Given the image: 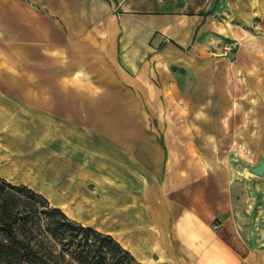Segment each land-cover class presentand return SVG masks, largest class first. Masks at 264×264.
Returning <instances> with one entry per match:
<instances>
[{"label":"crops","instance_id":"0c3cea01","mask_svg":"<svg viewBox=\"0 0 264 264\" xmlns=\"http://www.w3.org/2000/svg\"><path fill=\"white\" fill-rule=\"evenodd\" d=\"M219 1L0 0V41L17 48L14 62L0 55V78L13 81L26 109L64 110L71 138L69 128L89 127L85 112L99 113V128L111 121L98 130V173L113 176L131 207L123 224L141 262L144 246L194 264H262L264 182L220 164L218 103L197 104V96L224 94L197 90L196 74L189 87L170 72L153 74L170 55L197 63V38L218 28ZM75 78L96 87L69 86Z\"/></svg>","mask_w":264,"mask_h":264},{"label":"rangeland","instance_id":"374dc122","mask_svg":"<svg viewBox=\"0 0 264 264\" xmlns=\"http://www.w3.org/2000/svg\"><path fill=\"white\" fill-rule=\"evenodd\" d=\"M219 6L218 16L214 20L217 19L218 28L207 31L197 38V63L177 61L176 57L170 55L169 62L164 61L163 65L155 67L153 74L156 79L161 73L170 72L177 79L180 78L179 82L183 87L193 85L196 74L197 90L204 92L210 88H218L224 94L217 97L197 96V104L202 105L203 110H208L211 98L218 103L213 114L218 121L219 141L213 149L221 165L223 163V166L238 169L239 178L250 183L254 181L257 185L256 181L264 182V0H226L219 1ZM16 50V45L12 43L7 45L0 41V55L3 57L13 61ZM8 70L10 73H17V64L11 63ZM9 82L10 90L6 88ZM68 85L96 87L92 80L83 82L79 78H75ZM15 92L12 80L0 78V147L5 144L8 135L23 134L28 142L38 144L41 148L40 155L47 158H63L64 163L70 165L73 172L78 171L85 176L88 191L97 188L100 178L105 179V188H113L112 175L102 174L97 177L100 146L98 130H108V123L110 127L112 126L111 121L103 122L99 128V113L90 110L84 113V120L89 127L69 128V131H74L75 134L72 138L67 137L65 127L67 113L64 110H28ZM221 99L224 103H221ZM78 114L73 112V118L78 119ZM202 114L198 111L197 117ZM192 116V113L188 112L187 120L188 118L192 120ZM149 118L155 125L160 120ZM104 120L108 118L105 117ZM82 130L84 136L81 138L76 133ZM156 130L161 134L159 127ZM259 167L263 169L262 174L255 172ZM0 176L13 184H25L20 180L11 179L1 171ZM45 197L69 217L110 233L129 251L133 243L135 244L136 241L130 238L128 224L121 226L95 224ZM254 198L250 197L251 201ZM141 251L144 253L143 258L147 260L143 262L145 264H194L192 256H160L153 254L152 250L144 246ZM261 263L264 264V256Z\"/></svg>","mask_w":264,"mask_h":264},{"label":"trees","instance_id":"16d2710c","mask_svg":"<svg viewBox=\"0 0 264 264\" xmlns=\"http://www.w3.org/2000/svg\"><path fill=\"white\" fill-rule=\"evenodd\" d=\"M0 264H145L113 235L0 176Z\"/></svg>","mask_w":264,"mask_h":264},{"label":"bare ground","instance_id":"6f19581e","mask_svg":"<svg viewBox=\"0 0 264 264\" xmlns=\"http://www.w3.org/2000/svg\"><path fill=\"white\" fill-rule=\"evenodd\" d=\"M40 150L38 144L28 142L23 134L8 135L0 147V171L11 179L24 182L82 219L108 226L130 223L133 216L128 211L131 207L122 204L118 192L105 188L99 181L94 191H88L85 176L73 172L63 158H47L40 155Z\"/></svg>","mask_w":264,"mask_h":264},{"label":"water","instance_id":"95a60500","mask_svg":"<svg viewBox=\"0 0 264 264\" xmlns=\"http://www.w3.org/2000/svg\"><path fill=\"white\" fill-rule=\"evenodd\" d=\"M255 172H256L257 174H262V173H263V169H262V167L257 168V169L255 170Z\"/></svg>","mask_w":264,"mask_h":264}]
</instances>
